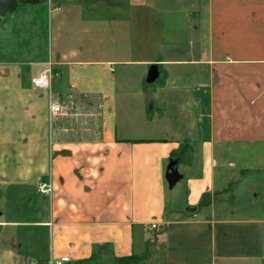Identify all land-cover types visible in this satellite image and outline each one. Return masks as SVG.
<instances>
[{"label":"crops","instance_id":"obj_1","mask_svg":"<svg viewBox=\"0 0 264 264\" xmlns=\"http://www.w3.org/2000/svg\"><path fill=\"white\" fill-rule=\"evenodd\" d=\"M30 1L0 22V188L34 196L0 211V264H264V0ZM155 34L183 55L139 58ZM66 96L97 102L98 138L65 139L48 104ZM188 142L196 172H169Z\"/></svg>","mask_w":264,"mask_h":264},{"label":"rangeland","instance_id":"obj_2","mask_svg":"<svg viewBox=\"0 0 264 264\" xmlns=\"http://www.w3.org/2000/svg\"><path fill=\"white\" fill-rule=\"evenodd\" d=\"M196 2V1H195ZM172 31V30H171ZM177 38L180 39L178 42L181 46L183 44L182 41V35L181 32L178 31ZM147 35V34H146ZM153 36V35H152ZM143 37V41L141 40L140 48L138 49L137 55L139 58H180L183 54L180 53V51H167L163 50L161 53L157 52L156 49L150 50V45L148 43V40L150 41L151 38L155 39L157 42L166 41L168 43V39L161 36L160 39H158V34H155L154 37ZM173 38V37H172ZM158 39V40H157ZM145 40V41H144ZM152 40V39H151ZM140 70H144L141 68ZM145 71V70H144ZM130 75H133V77H141L143 78V72L142 75H134L132 72ZM158 81L156 84H148L145 81V77L143 78V84L142 88L144 91V95L146 92L148 93L151 91L154 87H160L162 84ZM59 103L65 108V114L62 116H59L55 118L54 121L55 125H60L63 127H70L72 131L70 133L65 134V139H96L100 135V129H101V121L100 117L98 115L97 110V102H92V108L88 107V101L82 99L79 96H66V97H59L58 98ZM145 106L147 107V118H150L152 112H151V106L153 105L152 101H145ZM88 105V106H87ZM156 106V104H155ZM162 108V113H164L165 107ZM167 111V110H166ZM93 113L92 116L88 117L90 113ZM168 112H172L174 114V109H169ZM169 116V114L167 115ZM138 120V125L136 126L137 132H135V136H144L143 128L146 127L145 124L138 118L135 117ZM2 119V118H1ZM150 120V119H149ZM175 161L174 165L170 168H168V171H173L176 174L178 172L183 171L184 168H179L177 165L178 162H181V160H184L186 162H192L190 165L191 168L196 172V169L198 167L197 163L199 160V147L196 143L188 142V144H182L180 148H178L175 152H173ZM177 162V163H176ZM186 171V170H185ZM179 175V174H178ZM2 190V191H1ZM40 190V189H39ZM34 196L30 193L27 186L16 183L15 186L12 185V187L7 188L5 191L3 190V187L0 188V211L4 212L6 211V215L9 218L14 217V214L9 213V208L13 206H25L32 203ZM181 195L178 197V199H173L172 197L169 198V205L172 206L173 202L177 200L180 201ZM209 198L202 201L203 206H208L209 204ZM172 207H169L167 210V215H172ZM181 215H183L181 213ZM184 216V215H183Z\"/></svg>","mask_w":264,"mask_h":264},{"label":"built area","instance_id":"obj_3","mask_svg":"<svg viewBox=\"0 0 264 264\" xmlns=\"http://www.w3.org/2000/svg\"><path fill=\"white\" fill-rule=\"evenodd\" d=\"M57 76L58 74L53 70L52 64L48 63L46 65V69L38 77L33 78L31 80V85L35 88L49 91L51 80ZM64 114H65V108L59 103L58 100L51 98L48 104L49 118L52 120ZM151 227L152 229H154L155 225H152ZM66 263H69L68 258H61L59 261L54 262V264H66Z\"/></svg>","mask_w":264,"mask_h":264},{"label":"water","instance_id":"obj_4","mask_svg":"<svg viewBox=\"0 0 264 264\" xmlns=\"http://www.w3.org/2000/svg\"><path fill=\"white\" fill-rule=\"evenodd\" d=\"M17 3L28 4V3H32V1L30 0H0V22L2 18L5 17L6 14H9L16 9ZM154 71L155 69L152 68L148 76V81H152L154 79L155 77L154 76L155 74L153 75ZM166 178L169 184H172V182L176 180L177 175L175 173H171V174H168ZM186 210L190 212L194 211V209H189V208H187Z\"/></svg>","mask_w":264,"mask_h":264},{"label":"trees","instance_id":"obj_5","mask_svg":"<svg viewBox=\"0 0 264 264\" xmlns=\"http://www.w3.org/2000/svg\"><path fill=\"white\" fill-rule=\"evenodd\" d=\"M142 260H143V257H140V256H131V257H125V258L117 259L116 262L118 264H138Z\"/></svg>","mask_w":264,"mask_h":264}]
</instances>
